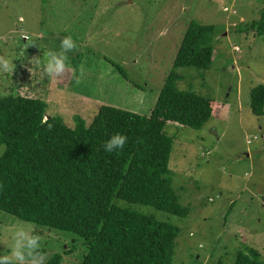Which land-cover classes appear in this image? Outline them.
<instances>
[{
	"label": "rangeland",
	"instance_id": "1",
	"mask_svg": "<svg viewBox=\"0 0 264 264\" xmlns=\"http://www.w3.org/2000/svg\"><path fill=\"white\" fill-rule=\"evenodd\" d=\"M263 13L264 0H0V55L12 61V72L0 73V91L40 98L46 118L58 115L72 127L75 115L88 125L102 104L147 115L188 22L213 24L210 66L178 67L175 86L219 108L200 129L165 127L173 138L172 185L188 215L117 200L180 228L172 264L231 262L246 247L264 264V114L249 104L250 89L264 84V40L239 29ZM69 35L78 45L67 53L69 70L50 81L43 53L60 51ZM18 225L41 237L45 264L55 254L59 264H79L87 250L72 232L0 210V255L9 254Z\"/></svg>",
	"mask_w": 264,
	"mask_h": 264
},
{
	"label": "trees",
	"instance_id": "2",
	"mask_svg": "<svg viewBox=\"0 0 264 264\" xmlns=\"http://www.w3.org/2000/svg\"><path fill=\"white\" fill-rule=\"evenodd\" d=\"M242 28L254 29L264 40V13ZM213 31V24L188 22L147 115L102 104L88 125L75 115L72 127L58 115L46 118L44 100L0 91V210L82 237L87 250L79 264H172L180 228L118 200L188 215L172 185L173 138L165 127L178 123L200 129L219 108L212 98L175 86L178 67L210 66ZM249 94L251 111L263 115L264 84ZM116 133L127 142L108 153L104 144ZM259 255L246 247L233 261L215 264H263ZM60 258L55 254L46 264H59Z\"/></svg>",
	"mask_w": 264,
	"mask_h": 264
},
{
	"label": "clouds",
	"instance_id": "3",
	"mask_svg": "<svg viewBox=\"0 0 264 264\" xmlns=\"http://www.w3.org/2000/svg\"><path fill=\"white\" fill-rule=\"evenodd\" d=\"M78 45L73 38L64 36L61 38L60 51H44L43 70L50 81H57L64 77L69 70L67 65V53L77 50ZM12 72V61L5 55H0V73ZM84 66L80 67L81 76L84 75ZM79 83V78H77ZM127 137L116 133L104 144V150L111 153L117 149H123ZM12 244L9 254L0 255V264H45L46 254L41 248V237L33 234L30 228L18 225L12 232Z\"/></svg>",
	"mask_w": 264,
	"mask_h": 264
}]
</instances>
